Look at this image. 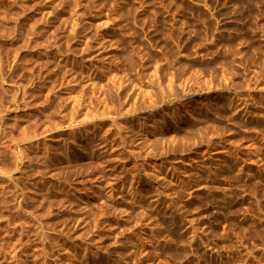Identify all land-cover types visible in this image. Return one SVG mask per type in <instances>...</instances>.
Masks as SVG:
<instances>
[{
    "label": "rangeland",
    "instance_id": "obj_1",
    "mask_svg": "<svg viewBox=\"0 0 264 264\" xmlns=\"http://www.w3.org/2000/svg\"><path fill=\"white\" fill-rule=\"evenodd\" d=\"M0 264H264V0H0Z\"/></svg>",
    "mask_w": 264,
    "mask_h": 264
}]
</instances>
